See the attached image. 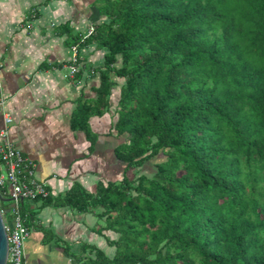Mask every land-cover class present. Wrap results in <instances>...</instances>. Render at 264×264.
I'll return each instance as SVG.
<instances>
[{
    "label": "trees",
    "instance_id": "1",
    "mask_svg": "<svg viewBox=\"0 0 264 264\" xmlns=\"http://www.w3.org/2000/svg\"><path fill=\"white\" fill-rule=\"evenodd\" d=\"M95 3L108 21L90 41L105 66L72 128L93 150L90 120L121 80L125 175L36 201L94 213L99 234H119L113 259L89 247L84 264H264V0ZM148 162L153 176L131 178Z\"/></svg>",
    "mask_w": 264,
    "mask_h": 264
},
{
    "label": "crops",
    "instance_id": "2",
    "mask_svg": "<svg viewBox=\"0 0 264 264\" xmlns=\"http://www.w3.org/2000/svg\"><path fill=\"white\" fill-rule=\"evenodd\" d=\"M95 0H0V131L37 164V174L51 196L64 195L75 185L95 193L100 183L118 182L125 164L116 149L128 142L118 135V103L123 82L112 91L111 108L93 116L91 142L85 131L72 128V116L81 104L97 100L100 71L107 50L90 41V28L106 23ZM77 59L79 72L70 77ZM12 119L6 123L5 117ZM7 199V198H6ZM30 237L26 264H84L96 250L113 259L114 231L94 213L57 208L43 201H26ZM86 250V251H87Z\"/></svg>",
    "mask_w": 264,
    "mask_h": 264
},
{
    "label": "built area",
    "instance_id": "3",
    "mask_svg": "<svg viewBox=\"0 0 264 264\" xmlns=\"http://www.w3.org/2000/svg\"><path fill=\"white\" fill-rule=\"evenodd\" d=\"M95 31L92 26L88 35ZM76 64L77 59L69 67L70 77L79 72ZM5 119L7 124L12 122L9 116ZM0 193L9 199L3 202V206L0 202L9 243L8 264H26V243L31 232L27 225L28 216L23 211L24 202L46 199L50 192L38 178L37 164L11 143L7 130L0 131Z\"/></svg>",
    "mask_w": 264,
    "mask_h": 264
},
{
    "label": "water",
    "instance_id": "4",
    "mask_svg": "<svg viewBox=\"0 0 264 264\" xmlns=\"http://www.w3.org/2000/svg\"><path fill=\"white\" fill-rule=\"evenodd\" d=\"M7 201H9V199L4 198L0 193V202H7ZM8 254H9L8 236L0 209V264H8Z\"/></svg>",
    "mask_w": 264,
    "mask_h": 264
},
{
    "label": "rangeland",
    "instance_id": "5",
    "mask_svg": "<svg viewBox=\"0 0 264 264\" xmlns=\"http://www.w3.org/2000/svg\"><path fill=\"white\" fill-rule=\"evenodd\" d=\"M157 169L152 163H146L143 167L136 170H129V175L131 178H138L140 175L153 176L156 173ZM133 175V176H132Z\"/></svg>",
    "mask_w": 264,
    "mask_h": 264
},
{
    "label": "bare ground",
    "instance_id": "6",
    "mask_svg": "<svg viewBox=\"0 0 264 264\" xmlns=\"http://www.w3.org/2000/svg\"><path fill=\"white\" fill-rule=\"evenodd\" d=\"M44 201V200H43Z\"/></svg>",
    "mask_w": 264,
    "mask_h": 264
}]
</instances>
